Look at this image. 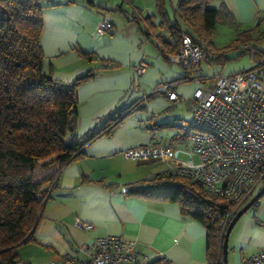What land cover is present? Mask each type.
<instances>
[{
	"label": "crops",
	"instance_id": "0c3cea01",
	"mask_svg": "<svg viewBox=\"0 0 264 264\" xmlns=\"http://www.w3.org/2000/svg\"><path fill=\"white\" fill-rule=\"evenodd\" d=\"M225 2L238 31L257 25L264 29V0H211L217 8ZM173 3L176 0H172ZM40 47L42 70L54 79L72 82L89 71L75 91L77 120L73 135L81 137L99 129L117 110L142 100V108L126 116L111 133L88 142L81 156L62 167L47 196L34 230V240L19 246L26 264H44L65 255L84 258L79 250L97 236L117 234L137 240L136 248L148 264L165 257L163 264H207L206 229L185 217L175 202L145 199L122 192L121 186L167 169L158 161H133L124 149L150 143L183 146L189 137L171 142L187 132L185 123L196 102L193 92L216 75L190 68L171 59L154 34L145 33L143 20L155 14V0H44ZM101 18L112 29L97 32ZM154 25L158 17H152ZM227 24V23H225ZM229 25V24H227ZM168 38V37H167ZM264 49V39L254 43ZM211 55V52H210ZM147 66L134 86L136 65ZM103 62H111L102 66ZM210 63V62H208ZM213 79V80H210ZM175 98H169V92ZM82 175L86 176L81 181ZM91 224L82 229L75 219ZM264 247V196L235 222L228 237L227 264H243ZM159 264L160 261H159Z\"/></svg>",
	"mask_w": 264,
	"mask_h": 264
},
{
	"label": "trees",
	"instance_id": "16d2710c",
	"mask_svg": "<svg viewBox=\"0 0 264 264\" xmlns=\"http://www.w3.org/2000/svg\"><path fill=\"white\" fill-rule=\"evenodd\" d=\"M43 1L0 0V264H26L18 248L34 240L36 223L59 171L78 159L88 142L111 133L143 105L142 100H136L114 112L99 129L81 137L73 135L76 88L95 72L89 71L72 82L43 72L39 40ZM210 1L155 0V14L143 19L147 25L145 33L158 28L155 39L169 53H176L182 31L194 42L203 40L210 49L217 23L236 25L225 2L212 8ZM156 16L159 20L154 25L152 17ZM260 22L261 18L256 26L239 30L235 41L254 45L264 39V29L258 30ZM192 66L195 65L187 68ZM189 135L188 130L180 132L172 136L171 142H182ZM85 179L82 175L81 181ZM263 183L264 178L239 206L211 193L189 176L167 169L127 185L126 193L177 203L183 216L205 226L207 264H223L221 244L226 213L235 212ZM263 196L264 193L250 208L254 209Z\"/></svg>",
	"mask_w": 264,
	"mask_h": 264
},
{
	"label": "built area",
	"instance_id": "2783aa9c",
	"mask_svg": "<svg viewBox=\"0 0 264 264\" xmlns=\"http://www.w3.org/2000/svg\"><path fill=\"white\" fill-rule=\"evenodd\" d=\"M112 26L101 18L96 30L103 33ZM241 48L250 54L252 64L248 69L216 75L212 85L201 81L194 90L192 115L183 123L190 133L187 144H140L124 149L122 156L133 161H158L167 170L189 176L239 206L264 178V49L250 42L242 43ZM210 52L203 40L194 42L182 31L171 59L188 67L210 62ZM146 66L145 61L136 65L135 87ZM168 97L175 98L176 93L169 92ZM121 190L126 193L128 187L121 186ZM233 213H226L224 226ZM75 224L91 228L79 218ZM136 243V239L117 234L97 236L80 246L84 258L65 255L44 264H136L145 260ZM166 261L165 257L160 259L161 264ZM243 264H264V247Z\"/></svg>",
	"mask_w": 264,
	"mask_h": 264
},
{
	"label": "rangeland",
	"instance_id": "374dc122",
	"mask_svg": "<svg viewBox=\"0 0 264 264\" xmlns=\"http://www.w3.org/2000/svg\"><path fill=\"white\" fill-rule=\"evenodd\" d=\"M238 30L225 23H217L212 36L210 46V63H201L209 76L216 73H232L248 69L252 62L250 54L241 48L237 38ZM213 80V79H210Z\"/></svg>",
	"mask_w": 264,
	"mask_h": 264
},
{
	"label": "water",
	"instance_id": "95a60500",
	"mask_svg": "<svg viewBox=\"0 0 264 264\" xmlns=\"http://www.w3.org/2000/svg\"><path fill=\"white\" fill-rule=\"evenodd\" d=\"M264 193V183L260 186V188L244 203L242 204L231 216L229 221L227 222V226L225 227V231L223 234V241L221 244L222 247V263L227 264V254H228V237L231 232V229L237 219L251 207V205Z\"/></svg>",
	"mask_w": 264,
	"mask_h": 264
}]
</instances>
